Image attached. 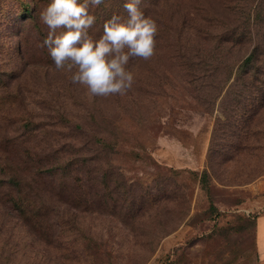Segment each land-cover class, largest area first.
I'll list each match as a JSON object with an SVG mask.
<instances>
[{"label":"rangeland","instance_id":"obj_1","mask_svg":"<svg viewBox=\"0 0 264 264\" xmlns=\"http://www.w3.org/2000/svg\"><path fill=\"white\" fill-rule=\"evenodd\" d=\"M50 2L0 0V264H264V0H141L155 55L109 97L41 46ZM126 2L90 5L89 34Z\"/></svg>","mask_w":264,"mask_h":264},{"label":"clouds","instance_id":"obj_2","mask_svg":"<svg viewBox=\"0 0 264 264\" xmlns=\"http://www.w3.org/2000/svg\"><path fill=\"white\" fill-rule=\"evenodd\" d=\"M104 0H51L40 12L49 32L42 42L57 71L70 73L71 82L86 88L94 97L124 96L133 87L135 75L129 70L133 59L155 55L157 22L145 17L141 0H127V17L113 15L103 23V32L94 39L89 30L96 22L89 6Z\"/></svg>","mask_w":264,"mask_h":264},{"label":"trees","instance_id":"obj_3","mask_svg":"<svg viewBox=\"0 0 264 264\" xmlns=\"http://www.w3.org/2000/svg\"><path fill=\"white\" fill-rule=\"evenodd\" d=\"M143 2V1H142ZM254 58V53L250 54L242 64H240L236 69L235 67L231 68V74L229 79L232 78V76H235L234 79V84H238L240 83V81H244V79L248 76V74L250 73V69L246 68V64H248V62H250V60H252ZM259 76L255 75L253 77V81L255 83L260 82V80L258 79ZM253 83V84H255ZM241 101V100H240ZM204 183V180L202 181ZM66 190V188H65ZM21 210H19V215L21 217H24V220L29 223V224H33L34 226H38L41 229L44 230V228H46L48 225V214H47V209L46 211L42 210V206L39 207L38 205H33L31 206L30 204H23L21 203V205L19 206ZM47 224V226H46ZM32 227V226H31Z\"/></svg>","mask_w":264,"mask_h":264},{"label":"crops","instance_id":"obj_4","mask_svg":"<svg viewBox=\"0 0 264 264\" xmlns=\"http://www.w3.org/2000/svg\"><path fill=\"white\" fill-rule=\"evenodd\" d=\"M264 187V178L261 179V182L257 183V187ZM258 233H259V249L261 252H264V215L260 216L258 219Z\"/></svg>","mask_w":264,"mask_h":264}]
</instances>
